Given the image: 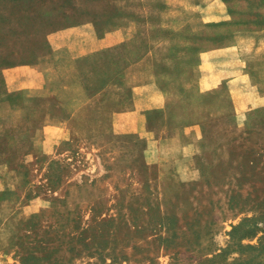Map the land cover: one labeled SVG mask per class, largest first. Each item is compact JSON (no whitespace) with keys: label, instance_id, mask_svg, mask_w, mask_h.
<instances>
[{"label":"rangeland","instance_id":"rangeland-1","mask_svg":"<svg viewBox=\"0 0 264 264\" xmlns=\"http://www.w3.org/2000/svg\"><path fill=\"white\" fill-rule=\"evenodd\" d=\"M164 3L0 0V79L2 68L68 42L96 92L122 74L95 50L104 31L131 15L157 19ZM193 76L183 92L173 85L168 109L145 114L140 133L112 132L109 105L101 128L96 118L29 151L35 121L1 114L0 264H205L247 217H259L261 229L240 242L264 241V106L236 115L226 87L200 91ZM194 122L199 141L196 132L173 139ZM186 143H194L189 157Z\"/></svg>","mask_w":264,"mask_h":264},{"label":"crops","instance_id":"crops-1","mask_svg":"<svg viewBox=\"0 0 264 264\" xmlns=\"http://www.w3.org/2000/svg\"><path fill=\"white\" fill-rule=\"evenodd\" d=\"M163 7L157 19L131 15L104 31L95 50L106 52L122 74L96 92L82 78L79 54L68 42L32 63L2 68L0 115L18 110L35 121L26 131L29 151L44 149L56 134L69 139L96 118L101 128L109 105L116 110L112 132L140 133L145 114L168 109L173 85L185 91L190 74L200 91L226 87L236 115L264 106V0H165ZM90 108L96 113L87 115ZM200 128L198 122L186 125L173 139L196 132L199 141ZM193 144L184 145L185 156Z\"/></svg>","mask_w":264,"mask_h":264},{"label":"trees","instance_id":"trees-1","mask_svg":"<svg viewBox=\"0 0 264 264\" xmlns=\"http://www.w3.org/2000/svg\"><path fill=\"white\" fill-rule=\"evenodd\" d=\"M44 51L46 50L43 49L39 52L43 53ZM259 220V217H247L237 225H234L230 231L233 244L229 248H225L220 253H217V255L207 258L205 264H264V241H261L259 244H244L240 242L244 238L257 236L261 229ZM233 245H236L234 250H232ZM235 250L240 253V256L229 260L230 251Z\"/></svg>","mask_w":264,"mask_h":264}]
</instances>
